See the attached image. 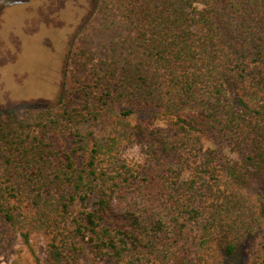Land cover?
Masks as SVG:
<instances>
[{"label":"trees","instance_id":"16d2710c","mask_svg":"<svg viewBox=\"0 0 264 264\" xmlns=\"http://www.w3.org/2000/svg\"><path fill=\"white\" fill-rule=\"evenodd\" d=\"M65 65L56 103L0 110V247L38 230L48 264L86 245L231 264L250 241L264 264V0H95ZM135 138L142 163L121 153Z\"/></svg>","mask_w":264,"mask_h":264},{"label":"rangeland","instance_id":"374dc122","mask_svg":"<svg viewBox=\"0 0 264 264\" xmlns=\"http://www.w3.org/2000/svg\"><path fill=\"white\" fill-rule=\"evenodd\" d=\"M94 1L13 0L0 7V110L57 102L65 78L68 50L78 28L92 11ZM147 116L140 112L128 116L127 121L133 126ZM225 143H219L223 158L235 162L237 155ZM146 149L135 138L129 143L123 141L121 153L128 161L142 163ZM80 208L79 203L74 206L73 215ZM49 238L48 233L38 230H31L27 238L17 233L0 247V264H48ZM250 246V241L243 242L228 261L248 264ZM77 262L111 264L108 256H96L88 245Z\"/></svg>","mask_w":264,"mask_h":264}]
</instances>
